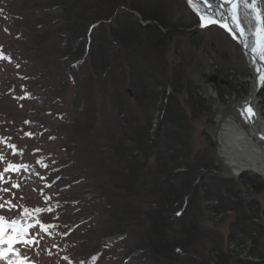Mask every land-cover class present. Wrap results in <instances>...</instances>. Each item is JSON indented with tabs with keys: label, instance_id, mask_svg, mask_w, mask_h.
<instances>
[{
	"label": "rangeland",
	"instance_id": "374dc122",
	"mask_svg": "<svg viewBox=\"0 0 264 264\" xmlns=\"http://www.w3.org/2000/svg\"><path fill=\"white\" fill-rule=\"evenodd\" d=\"M55 1L0 0V224L23 229L0 264H264V177L214 138L251 96L243 45L188 0H108L70 49Z\"/></svg>",
	"mask_w": 264,
	"mask_h": 264
},
{
	"label": "bare ground",
	"instance_id": "6f19581e",
	"mask_svg": "<svg viewBox=\"0 0 264 264\" xmlns=\"http://www.w3.org/2000/svg\"><path fill=\"white\" fill-rule=\"evenodd\" d=\"M197 3L198 7H195ZM258 3L260 0H243L234 9L227 0H194L190 6L200 18L201 15L206 18L201 19L204 26H223L243 45L253 71L254 82L250 99L233 106V122L221 113L223 117L218 122L219 130L214 134L219 144L217 157L222 161L223 167L233 175L252 170L264 177V120L260 118L256 101V93L264 81V56L259 54L264 45V0L262 4ZM208 19L215 22L209 23ZM211 101L215 109L219 101L217 98ZM218 109L225 111L222 107Z\"/></svg>",
	"mask_w": 264,
	"mask_h": 264
},
{
	"label": "trees",
	"instance_id": "16d2710c",
	"mask_svg": "<svg viewBox=\"0 0 264 264\" xmlns=\"http://www.w3.org/2000/svg\"><path fill=\"white\" fill-rule=\"evenodd\" d=\"M107 1L108 0H56L55 1L54 5L57 4V7L60 6L64 12H67L70 15V19H72L71 24L68 26L69 29L66 30V28H65L63 30L64 33H61V34L59 33L60 36H65L67 38L66 41H67V44L69 45L68 48H70V49L74 48L71 40H76V42H77V40L82 37L81 35L84 36V34L80 33V30L82 29V27L87 29L91 25L89 23L90 21L86 20L87 18L86 19H85V17L83 18L84 15H86V14L89 15V13L97 11L98 14H101L99 16V17H101L100 20H102V17H106L110 20V18L112 17L110 15L112 14L113 7L115 5L112 1L111 3H109V6H108L109 8H108L107 7V4H108ZM100 2H103L101 4V7H99ZM106 7L108 9L101 10L103 8H106ZM106 10H107V12H106ZM60 11L62 12V10H60ZM43 16H48V15L43 14ZM64 16L66 17V15H64ZM106 18L103 19V21H106ZM68 55H69V53H68ZM79 56L81 57V55H79ZM232 93H235L238 96L240 94V92L235 90V89H233V91H231L229 93V95H231V97L233 96ZM124 191L126 192V190H124ZM159 204H160V202H159ZM158 207H160V206H158ZM159 227L160 226H158L157 223H153L152 228L155 229L156 233H157V230L159 229ZM159 247H160V245H154V248L158 251L160 250Z\"/></svg>",
	"mask_w": 264,
	"mask_h": 264
},
{
	"label": "snow or ice",
	"instance_id": "6c2138e0",
	"mask_svg": "<svg viewBox=\"0 0 264 264\" xmlns=\"http://www.w3.org/2000/svg\"><path fill=\"white\" fill-rule=\"evenodd\" d=\"M227 2H231L233 8L236 9L238 7V4L243 2V0H227ZM189 3H190V5H193L194 0H189ZM195 7H198V3L195 5ZM233 18L234 19L236 18L235 12L233 13ZM201 19L204 20L206 18L203 15H201ZM208 22L212 23V22H215V21H213L211 19H208ZM237 27H239V25H237ZM259 54L264 56V45H262V48H261ZM27 135H31V134L29 133ZM8 170H10V169H7V168L5 169V171H8ZM0 179H3L2 174H0ZM13 187H18V186L14 184ZM2 191H7V189H3ZM6 203H9V202H6ZM0 207H3V205H0ZM37 211H39V210H37ZM3 219H4L3 217H0V221H3ZM5 227H6L5 225L0 224V245H3L5 243H7L8 248H7V250H4L2 247H0V259H6L7 258V254L10 253V252L11 253H15L14 244L18 243V242H21V239H22V236H23V229H19L18 230V229H16V227L13 224V226L11 228V231L17 232L18 235L15 236L12 239H5ZM15 254L18 255V253H15ZM8 264H11V262L9 261Z\"/></svg>",
	"mask_w": 264,
	"mask_h": 264
}]
</instances>
